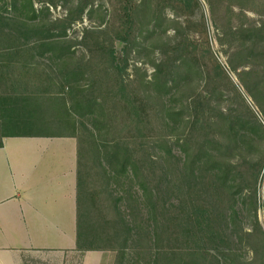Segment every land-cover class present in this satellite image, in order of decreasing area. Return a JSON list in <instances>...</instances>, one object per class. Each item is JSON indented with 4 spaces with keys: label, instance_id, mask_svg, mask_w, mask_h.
Listing matches in <instances>:
<instances>
[{
    "label": "trees",
    "instance_id": "trees-1",
    "mask_svg": "<svg viewBox=\"0 0 264 264\" xmlns=\"http://www.w3.org/2000/svg\"><path fill=\"white\" fill-rule=\"evenodd\" d=\"M105 1L0 0V149L76 140V251L111 264H264V21H227L225 68L164 16L197 0H115L112 22ZM84 16L98 28L70 39ZM132 55L150 76L128 73Z\"/></svg>",
    "mask_w": 264,
    "mask_h": 264
},
{
    "label": "crops",
    "instance_id": "crops-1",
    "mask_svg": "<svg viewBox=\"0 0 264 264\" xmlns=\"http://www.w3.org/2000/svg\"><path fill=\"white\" fill-rule=\"evenodd\" d=\"M17 139L25 153H7ZM6 138L0 149V264H26L34 254L76 251L77 144L74 154L32 153L33 140ZM18 151V150H17ZM69 257L72 259L73 257ZM80 256V258H81Z\"/></svg>",
    "mask_w": 264,
    "mask_h": 264
},
{
    "label": "rangeland",
    "instance_id": "rangeland-1",
    "mask_svg": "<svg viewBox=\"0 0 264 264\" xmlns=\"http://www.w3.org/2000/svg\"><path fill=\"white\" fill-rule=\"evenodd\" d=\"M198 7H193L189 10L187 7L179 4L180 7L175 9H166L164 16L166 19H176L184 25L187 29L184 36L197 45L198 48L208 46L212 55L223 67L226 68V55L224 50L219 45L218 37L220 36L222 28L230 20L232 25H237L241 21L245 24L253 23L258 25L260 21H264V0H197ZM98 4V3H97ZM104 10L108 20H112L118 6L115 0L105 1ZM36 9L39 5L35 6ZM53 18L62 16L65 12L62 8L50 9ZM243 12L246 15V20L242 19L239 14ZM201 19L204 20L206 32L201 34ZM112 22V21H111ZM103 25L101 28H103ZM83 28H98V21L93 22L87 20L84 16L81 23H77L68 32L70 39H80ZM173 30L169 29L167 36H173ZM158 57V52L155 53ZM133 67H140L144 69L148 76L153 72L151 65L146 63L145 58L137 60L133 55L128 60V73L131 75ZM231 79L236 81V75L230 74ZM17 139H11L7 142V153H25L27 148L18 147ZM32 153L41 154H63L71 153L76 155V140L73 138L55 139V140H33ZM18 150V151H17ZM260 183L258 184V201L260 207L264 204V167L260 174ZM258 219L264 227V219L262 209L258 212ZM84 253V252H83ZM48 254L40 253L34 254L33 257L37 259H30L26 264H111L113 255L107 252H86L85 257L81 254ZM81 256V258H80Z\"/></svg>",
    "mask_w": 264,
    "mask_h": 264
},
{
    "label": "built area",
    "instance_id": "built-area-1",
    "mask_svg": "<svg viewBox=\"0 0 264 264\" xmlns=\"http://www.w3.org/2000/svg\"><path fill=\"white\" fill-rule=\"evenodd\" d=\"M57 9H59L60 10V8L58 7Z\"/></svg>",
    "mask_w": 264,
    "mask_h": 264
}]
</instances>
